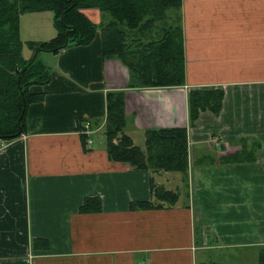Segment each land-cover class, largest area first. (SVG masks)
Returning a JSON list of instances; mask_svg holds the SVG:
<instances>
[{
  "label": "crops",
  "instance_id": "obj_1",
  "mask_svg": "<svg viewBox=\"0 0 264 264\" xmlns=\"http://www.w3.org/2000/svg\"><path fill=\"white\" fill-rule=\"evenodd\" d=\"M37 13L43 26L31 24V36L56 33L54 13ZM181 15L183 86L129 87L127 65L104 58L99 31L89 44L42 53L52 55V79L31 87L42 99L28 107L26 132L0 147V264L258 263L264 0H183ZM217 87L225 92L219 114L202 111L190 126L188 91ZM110 90H124L125 130L142 147L147 129L188 128V177L111 159L104 127L86 144L79 130L87 119L102 126ZM244 139V161L225 162ZM153 181L178 201L131 207L152 200Z\"/></svg>",
  "mask_w": 264,
  "mask_h": 264
},
{
  "label": "trees",
  "instance_id": "obj_2",
  "mask_svg": "<svg viewBox=\"0 0 264 264\" xmlns=\"http://www.w3.org/2000/svg\"><path fill=\"white\" fill-rule=\"evenodd\" d=\"M182 2L0 0V139L11 140L26 132L28 107L30 103L42 99V94L32 92L31 87L48 84L52 79L53 65L41 59L42 53L46 51L55 54L71 45L89 44L98 31L101 33L104 58L119 59L127 65L129 87L140 89L185 85ZM91 7L102 13V22L96 23L85 15L83 10ZM47 10L54 13L58 34L48 42H27L34 53L25 59L22 56L20 16L26 12ZM224 97V90L218 87L191 88L187 94L189 125L195 124L202 111L211 110L218 115ZM125 104L124 90L107 92L103 134L108 156L115 161L127 162L136 170H163L187 175L190 160L188 128L147 129L145 146L142 147L133 142L125 130ZM240 144L242 151H237L225 162L244 161L241 154H248L249 148L245 139ZM152 191L151 201H139L131 207L153 209L173 205L179 199L177 192L162 184H154V181ZM258 264H264V246L260 249Z\"/></svg>",
  "mask_w": 264,
  "mask_h": 264
},
{
  "label": "rangeland",
  "instance_id": "obj_3",
  "mask_svg": "<svg viewBox=\"0 0 264 264\" xmlns=\"http://www.w3.org/2000/svg\"><path fill=\"white\" fill-rule=\"evenodd\" d=\"M97 10H99V9H97L95 7H91V8H85L83 11L85 12V15H87L91 20L95 21L96 23H100V22L103 21V18L104 17L102 16V13L100 11L99 12H100L101 15H99L97 17ZM48 14H50V13H48ZM44 15L41 14V13H37V15H34V12H26L23 16L21 14L22 17L20 16L21 34H22V37L24 38V40L22 42L23 43L22 56L25 59H29L31 57V55H33L32 53H34V52H31V50H34V49L31 48L29 46V43H27V42H29V41H33L35 43L44 42V41H47L48 42L49 40L53 39L58 34V30H57V28H56V26L54 24V18H53L52 21H51V24H53V28H54V30H55L56 33L52 34L50 37H47L46 35H43L42 32L40 31L38 34L31 36L32 35L31 34V31H32L31 24H39V22H40L41 24H39V28H42L43 24H42L41 21L43 19H42V17H39V16H44ZM105 18H107V17H105ZM97 20H99V21H97ZM51 58H52V55H49V57H46V56L42 57L41 56V59L44 60L46 63H50L49 60ZM187 112H188V109H187ZM105 119H106V117H105ZM105 119L103 121L104 123L106 121ZM9 141L10 140L1 141L0 142V147L6 146ZM143 146H145V145H143ZM189 174H190V170H188V172H187V177H188ZM244 263L245 264H258L257 262H254L253 263L251 259H246Z\"/></svg>",
  "mask_w": 264,
  "mask_h": 264
},
{
  "label": "built area",
  "instance_id": "obj_4",
  "mask_svg": "<svg viewBox=\"0 0 264 264\" xmlns=\"http://www.w3.org/2000/svg\"><path fill=\"white\" fill-rule=\"evenodd\" d=\"M103 125L104 123H102V126L96 127L90 120H87L84 122L83 128L79 131L81 134L87 135V138H88L87 143H86L87 145H90L93 142V139L90 137V134L99 130L100 127L103 128Z\"/></svg>",
  "mask_w": 264,
  "mask_h": 264
},
{
  "label": "water",
  "instance_id": "obj_5",
  "mask_svg": "<svg viewBox=\"0 0 264 264\" xmlns=\"http://www.w3.org/2000/svg\"><path fill=\"white\" fill-rule=\"evenodd\" d=\"M67 42H68V40H67Z\"/></svg>",
  "mask_w": 264,
  "mask_h": 264
}]
</instances>
